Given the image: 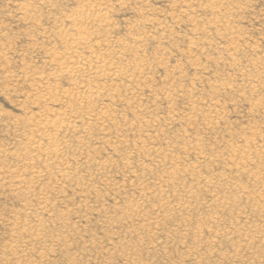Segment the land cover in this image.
<instances>
[{"label":"rangeland","instance_id":"374dc122","mask_svg":"<svg viewBox=\"0 0 264 264\" xmlns=\"http://www.w3.org/2000/svg\"><path fill=\"white\" fill-rule=\"evenodd\" d=\"M0 264H264V0H0Z\"/></svg>","mask_w":264,"mask_h":264},{"label":"bare ground","instance_id":"6f19581e","mask_svg":"<svg viewBox=\"0 0 264 264\" xmlns=\"http://www.w3.org/2000/svg\"><path fill=\"white\" fill-rule=\"evenodd\" d=\"M86 5H87V4H86ZM86 5H85V6H86ZM89 6H90V5H89ZM86 7H87V6H86ZM90 7H91V6H90ZM82 8H83V7H82ZM88 8H89V7H88ZM83 9H84V8H83ZM99 9H100V8H99ZM79 11H80V10H79ZM86 11H88V10H86ZM96 12H97V11H96ZM99 13L102 14L101 11H99ZM105 13H106V12H105ZM80 15H81V13L79 14V16H80ZM82 16H84V15H82ZM76 17H77V16H76ZM97 17H98V16H97ZM79 18H80V17H79ZM81 19H83V18H81ZM74 20H75V19H74ZM83 20H84V19H83ZM83 20H81V21H83ZM105 20H106V19H105ZM81 21H80V23H82ZM103 21H104V20H103ZM106 21H107V20H106ZM72 22L74 23V21H72ZM75 22H76V21H75ZM85 23H86V22H85ZM85 23H84V24H85ZM75 24H76V23H75ZM78 27H79V25H78ZM78 27H77V29H78ZM81 27H83V25H82ZM73 28H74V27H73ZM77 31H80V29L77 30ZM81 31H82V30H81ZM78 33H79V32H78ZM84 33H87V32L84 31ZM82 34H83V33H82ZM83 35H84V34H83ZM79 37H80V34H79ZM83 37H84V36H83ZM82 39H83V38L81 37L80 40H82ZM84 39H85V38H84ZM86 39H87V38H86ZM86 39H85V41H86ZM78 40H79V39H78ZM75 41H76V40H75ZM82 41H83V40H82ZM72 49H73V48H72ZM69 54H70V53H69ZM71 55H72V54H71ZM76 56H77V55H76ZM71 57L74 58V56H71ZM83 58H84V57H83ZM86 58H87V57H86ZM86 58H85L84 60H86ZM79 59H80V58H79ZM95 59H96V58H95ZM99 59H100V58H99ZM67 60H69V58H68ZM67 60H66V62H67ZM73 60H74V59H73ZM100 60H101V59H100ZM53 61H54V60H53ZM58 61H59V60H58ZM62 61H63V60H62ZM69 61H71V60H69ZM77 61H78V60H77ZM87 61H88V60H87ZM56 62H57V61H56ZM60 62H61V61H60ZM58 63H59V62H58ZM63 63H64V62H63ZM71 63H72V62H71ZM71 63H70V66L73 64V63H72V64H71ZM93 63H94V62H93ZM96 63H97V62H96ZM65 64H67V63H65ZM100 64H102V63H100ZM56 65H57V64H56ZM84 65H85V63H83V67H82V65H81V66L78 65V67H77V66H76V67H75V66H71V68L69 69V68H67V66H64V64H63V65H61V66H62L61 68H63V69L67 68V70H68V72H69L68 74H70V75H71V74H74V76H75L77 73L82 72L81 70H84V72H86V69H87V68H86L85 66H88V65H87V63H86L85 66H84ZM109 65H110V64H109ZM59 66H60V65H59ZM101 66H102V65H101ZM57 67H58V66H57ZM92 67H93V66H92ZM102 67H103V66H102ZM58 68H59V67H58ZM61 68H60V69H61ZM88 68H89V67H88ZM98 69H99V68H98ZM101 69H102V68H101ZM103 69H104V68H103ZM57 70H58V69H57ZM104 70H105V69H104ZM109 70H110V69H109ZM91 71H93V70H91ZM94 71H95V70H94ZM97 71H98V70H97ZM113 71H114V69H113ZM64 72H65V71H64ZM103 72H104V71H103ZM60 73H61V72H60ZM62 73H63V72H62ZM97 73H98V72H97ZM113 73H114V72H113ZM113 73H112V75H113ZM86 74H87V73H86ZM56 75H57V74H56ZM61 75H62V74H61ZM63 75H64V74H63ZM70 75H69V76H70ZM78 75H79V74H78ZM89 75H90V74H89ZM116 75H117V74H116ZM76 76H77V75H76ZM57 77H58V76H57ZM43 79H44V78H43ZM44 81H45V80H44ZM42 82H43V81H42ZM88 83L91 84L89 81H88ZM77 84H78V83H77ZM46 88H47V87H46ZM51 88H53V87H51ZM89 88H90V87H89ZM43 89H44V88H43ZM81 89H82V88H81ZM49 90H50V87H49ZM51 90H53V89H51ZM83 90H84V89H83ZM44 91H45V89H44ZM45 92H46V91H45ZM50 93H52V91H51ZM53 93H54V92H53ZM90 93H92V91H91ZM56 94H57V93H56ZM67 94H68V93H67ZM46 95H47V94H46ZM58 95H60V94H58ZM58 95H56V96L58 97ZM70 95H71V94H70ZM50 96H51V94H50ZM54 97H55V96H54ZM62 97H63V96H62ZM72 97H73V96H72ZM84 97H85V96H84ZM65 98H66V96H65ZM67 98H68V97H67ZM73 98H74V97H73ZM59 99L62 100L61 97H60ZM68 99H69V98H68ZM71 99H72V98H71ZM79 99H80V98H79ZM46 100H47V99H46ZM46 100H45V103L47 102ZM49 100H50V99H49ZM49 100H48V101H49ZM61 100H60V102H63V101H61ZM74 100H75V99H74ZM74 100H73V101H74ZM77 100H78V99H77ZM71 101H72V100H71ZM88 101H89V100H88ZM88 101H87V102H88ZM53 102H54V101H53ZM81 102H82V101H81ZM83 102H84V101H83ZM85 102H86V101H85ZM58 103H59V102H58ZM88 103H89V102H88ZM88 103H87V104H88ZM56 104H57V103H56ZM81 105H82V104H81ZM84 106H85V105H84ZM73 107H74V106H73ZM82 108H83V107H82ZM82 108H81V109H82ZM56 110H57V109H56ZM73 110H74V109H73ZM64 111H65V112H68V110H67V111L64 110ZM71 111H72V110H71ZM51 113H52V112H51ZM53 113H55V112L53 111ZM86 113H87V112H86ZM91 113H92V110H91ZM72 114H73V113H72ZM72 114L70 113V115H72ZM103 114H104V113H103ZM52 115H53V114H52ZM58 115H60V114H58ZM62 115H63V114H62ZM84 115H85V114H84ZM86 115H87V114H86ZM97 115H98V114H97ZM97 115H96V116H97ZM108 115H109V114H108ZM72 116H73V115H72ZM89 116H90V115H89ZM92 116H93V115H92ZM47 117H48V116H47ZM47 117H46V118H47ZM30 118H32V117H30ZM33 118H34V117H33ZM56 118H57V120H58V117H56ZM76 118H77V117H76ZM79 118H80V117H79ZM48 119H49V117H48ZM65 119H66V117H65ZM86 119H87V118H86ZM90 119H91V118H90ZM100 119H101V118H100ZM100 119H99V121H100ZM39 120H40V119H39ZM53 120H55V119H53ZM41 121L43 122V120H41ZM51 121H52V120H51ZM55 121H56V120H55ZM59 121H60V120H58L57 123H59ZM64 121H65V120H64ZM67 121H69V119H67ZM73 121H74V120H73ZM97 121H98V120H97ZM46 122H47V121H46ZM75 122H76V121H75ZM75 122H74V123H75ZM50 123H51V122H50ZM53 123H55V122H53ZM60 123L62 124L63 121L60 122ZM67 123H68V122H67ZM67 123H66V124H67ZM80 123H81V122H80ZM102 123H103V122H102ZM34 124H35V123H34ZM72 124H73V123H72ZM50 125H51V124H50ZM59 125H60V124H59ZM59 125H58V126H59ZM73 125H74V124H73ZM31 126H32V125H31ZM55 126H56V125H55ZM58 126H57V129H58ZM74 126H75V125H74ZM36 127L38 128V125H37ZM59 127H60V126H59ZM71 127H72V125H70V128H71ZM62 128H63V127H62ZM62 128H61V129H62ZM64 128L67 129V127H64ZM70 128H69V129H70ZM73 128H74V127H73ZM73 128H72V129H73ZM33 129H34V128H33ZM47 129H48V128H47ZM50 129H51V128H50ZM35 130H36V129H35ZM42 130H43V129H42ZM42 130H41V131H42ZM48 130H49V129H48ZM36 131H37V130H36ZM39 131H40V128H39V130H38L37 132H39ZM44 131H45V130H44ZM57 131H58V130H57ZM42 132H43V131H42ZM60 132L62 133L63 131H60ZM67 132H68V131H67ZM41 134H42V133H41ZM54 134H55V133H54ZM59 134H60V133H59ZM62 134H63V133H62ZM67 134H68V133H67ZM51 135H52V134H51ZM39 136H40V135H39ZM54 136H55V135H54ZM54 136H53V137H54ZM56 136H57V135H56ZM60 137H61V136H60ZM28 138H29V136H28ZM31 138H32V136H31ZM34 138H35V136H34ZM47 138H48V137H47ZM44 139H46V138H44ZM40 140H41V139H40ZM48 140H49V139H48ZM61 140H62V139H61ZM54 141H55V140H54ZM29 142H30V140H29ZM33 142H34V140H33ZM35 142H36V140H35ZM38 142H39V140H38ZM47 142H48V141H47ZM55 142H56V141H55ZM32 144H33V143H32ZM41 144H44V142L41 143ZM46 144H47V143H46ZM46 144H45V145H46ZM53 144H54V143H53ZM65 144H66V143H65ZM29 145H30V144H29ZM36 145H37V144H36ZM56 145H57V144H56ZM61 145H62V143H61ZM33 146H34V145H33ZM33 146H32V147H33ZM58 146H59V145H58ZM55 147H56V146H55ZM62 147H64V146H62ZM62 147H61V148H62ZM50 148H51V147H50ZM57 148H58V147H57ZM33 149H34V148H33ZM53 149H54V147H53ZM48 150H49V148H48ZM48 150H47V151H48ZM57 150H58V149H57ZM38 151H39V150H38ZM41 153H42V152H41ZM44 155H45V154H44ZM51 155H52V154H51ZM53 155H54V154H53ZM49 156H50V155H49ZM55 156H56V155H55ZM64 156H65V155H64ZM46 157H47V154H46ZM59 158H60V157H59ZM61 158H62V157H61ZM50 159H51V158H50ZM63 159H64V158H63ZM65 159H66V158H65ZM53 160H54V159H53ZM59 160H60V159H59ZM48 161H49V160H48ZM66 161H67V159H66ZM49 162H50V161H49ZM64 162H65V161H64ZM64 162L62 161V163H64ZM67 162H68V161H67ZM250 162H251V161H250ZM59 165H60V164H59ZM47 166H49V165H47ZM243 168H244V167H243ZM50 169H51V168H50ZM239 169H240V168H239ZM241 169H242V168H241ZM59 170H60V169H59ZM64 171H65V168H64ZM60 172H61V171H60ZM60 172H59V173H60ZM249 172H250V170H249ZM242 173H243V171H242ZM256 173H257V172H256ZM256 173H255V175H256ZM259 173H260V172H259ZM36 174H37V173H36ZM36 174H34V175H36ZM65 174H67V173H65ZM247 174H249V173L247 172ZM253 174H254V173H253ZM258 175H259V174H258ZM37 177H38V176H37ZM250 177L253 178V175L250 176ZM255 177H256V176H255ZM45 207H47V206H45ZM43 208H44V207H43ZM43 208H42V209H43ZM16 226H17V224H16ZM24 229H27V228H24ZM17 230H19V229H17ZM14 231H15V230H14ZM27 231H28V230H27ZM23 232H24V231H23ZM37 233H39V232H37ZM217 233H219V232H217ZM228 233H229V232H228ZM25 234H26V233H25ZM39 234H40V233H39ZM224 234H225V233H224ZM32 235H33V234H32ZM218 235H219V234H218ZM33 236H34V235H33ZM222 236H223V234H222ZM220 237H221V236H220ZM220 237H219V238H220ZM38 238H39V237H38ZM230 238H231V237H230ZM216 242H217V241H216Z\"/></svg>","mask_w":264,"mask_h":264}]
</instances>
